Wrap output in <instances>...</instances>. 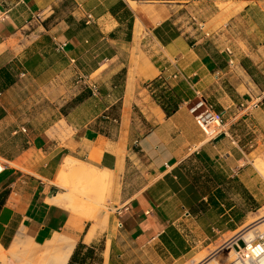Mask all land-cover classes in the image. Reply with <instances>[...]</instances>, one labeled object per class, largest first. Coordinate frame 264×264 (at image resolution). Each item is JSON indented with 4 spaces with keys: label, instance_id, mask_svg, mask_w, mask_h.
Returning a JSON list of instances; mask_svg holds the SVG:
<instances>
[{
    "label": "crops",
    "instance_id": "0c3cea01",
    "mask_svg": "<svg viewBox=\"0 0 264 264\" xmlns=\"http://www.w3.org/2000/svg\"><path fill=\"white\" fill-rule=\"evenodd\" d=\"M32 87L54 119L30 120ZM200 97L225 122L217 142L189 113ZM236 123L264 134V0H0L4 249L101 242V264L235 252L264 208V141L244 152ZM66 159L105 171L107 212L52 202Z\"/></svg>",
    "mask_w": 264,
    "mask_h": 264
},
{
    "label": "rangeland",
    "instance_id": "374dc122",
    "mask_svg": "<svg viewBox=\"0 0 264 264\" xmlns=\"http://www.w3.org/2000/svg\"><path fill=\"white\" fill-rule=\"evenodd\" d=\"M24 91H25L24 93L25 97L27 96L28 92L30 94H33L31 97H26L28 101L27 102V108H28L27 114L31 121H34L36 123L43 118L47 121L48 119H54L55 108H58L59 105H51V104H47L46 102H42L41 97H39V95L35 93L36 88L34 87L29 88L28 92L26 90ZM22 92L23 90L20 89V93ZM68 105H69V102L65 105V107ZM254 130L255 129L252 128V124L250 125V123H236L232 129L233 136L238 138L239 145L243 147L242 149L244 152H246L249 149L250 144H251L250 142L253 140L251 138L255 137V141L257 142L264 141V134L262 133V131L259 130L255 132ZM229 131L231 132L230 128H229ZM7 149H8V145H5V144L0 145V150H4L5 152ZM91 158L93 159L92 154H91ZM260 160L261 159L256 158L254 163H257ZM73 164L75 167H79V164H81L83 165L84 168H86L87 170H90V168L86 165V162L84 160L73 163ZM260 172L262 176L264 177V168ZM101 175L102 177L105 178L104 180L87 183L85 185L86 188L84 190H81L80 189L81 183H79V181L76 178H74L72 174L67 172L63 180H58V178H56V180L54 181V184H52V191L59 193V194L61 193L62 195H60L59 197L62 198L67 203V207L73 213L81 215L83 218H87L89 214H87V211L85 210L79 211L81 207L72 208L71 202L73 200L78 202L82 206L84 205L85 207L89 206L93 210L91 211L94 214H97L98 212H107L108 205H110L109 202H107L108 189L110 187V183H109V179L106 177V173H101ZM133 180L134 179L132 177L131 182ZM256 223H258V221H256L254 224ZM257 234L258 233H256L255 236ZM238 246L239 247L243 246V242L239 239H238ZM48 253H49V250H46L43 247L34 246L31 243L27 241H23V240L17 241L10 248L5 249L4 251V254L7 256L8 264H45V263L49 264L50 263L49 259L48 261L46 259L49 257V256L47 257L46 255ZM214 254L211 255L207 259V261L208 260L210 261L211 260L210 258H212ZM234 260H235V252L233 250L230 255L229 260L227 261L232 262ZM0 264H4V263L0 262ZM94 264H97V262L95 261Z\"/></svg>",
    "mask_w": 264,
    "mask_h": 264
},
{
    "label": "bare ground",
    "instance_id": "6f19581e",
    "mask_svg": "<svg viewBox=\"0 0 264 264\" xmlns=\"http://www.w3.org/2000/svg\"><path fill=\"white\" fill-rule=\"evenodd\" d=\"M92 156H93V158L96 157L94 155H92ZM76 162L77 161H75V160L66 159L64 161V163L62 164L60 171H58L59 172L57 175L58 180H63L65 177V174L68 172V173L72 174L74 176V178H76L79 181V183H81L80 189L84 190L86 188L85 185L87 183L102 181L105 179L101 175L103 170H101L102 171L101 173L92 169V168H90V170H87L81 164H79V167H75L73 163H76ZM1 169L2 168L0 167V171H1ZM103 173H105V171ZM49 199H51V198H49ZM63 201L64 200L60 197H57V198L52 200V202L58 203V205L63 203ZM71 207L72 208L73 207L74 208L75 207H81V209L79 211H84V210L87 211V214H89V215L87 216L86 219H94L95 218V214L92 212L93 210L89 206H87V207H85V205L82 206L78 202L73 200L71 202ZM259 214H260V217H258L256 220H254V221L248 220L249 222H247V225L244 228H241L242 230L239 228L240 231L238 233H237V231L239 229H237L235 231L238 235V238L241 241L248 242L254 238L256 233H258V234L264 233V208L259 212ZM256 221H258V223L254 224ZM102 222H103V220H102ZM104 222H103V226H105V224H106V223L104 224ZM94 230H95V227L90 228L88 236L86 238V241H89L91 239V237L93 236ZM52 239H53V237H52ZM59 244L60 245H57V244L56 245L55 244L49 245L48 244L47 246H43V247H45L46 250H49V253L46 254L47 257L49 256L48 258H46L47 261L49 259V262H50L49 264H66L67 263V261L70 257V253H71V246L70 245L64 246L65 244L62 245V243H60V242H59ZM4 251H5V249L0 245V262H3L4 264H8L7 256L4 254ZM46 253H47V251H46ZM231 253H232V250L228 246L225 248H222L218 253L214 254V256L212 258H210L211 259L210 261L208 260L209 262L207 261L208 262L207 264H241L239 261H236V260H234L232 262L227 261V260H229ZM45 262H46V260H45ZM200 264H202V263H200ZM203 264H206V263H203Z\"/></svg>",
    "mask_w": 264,
    "mask_h": 264
},
{
    "label": "built area",
    "instance_id": "2783aa9c",
    "mask_svg": "<svg viewBox=\"0 0 264 264\" xmlns=\"http://www.w3.org/2000/svg\"><path fill=\"white\" fill-rule=\"evenodd\" d=\"M192 22L195 24L197 30L203 32L204 23L197 22L195 19H192ZM204 36L207 37L208 35L204 33ZM63 47L64 45L61 44L58 46V49L62 50ZM227 52L229 53V51ZM92 93L96 95L97 90L93 88ZM189 113L192 115L196 125L209 140H213L219 135L226 133L225 122L222 116L214 112L203 97H200L190 106ZM238 239L237 237L235 240L238 241ZM242 242V247L236 245L235 260L241 264H264V233L257 234L248 242Z\"/></svg>",
    "mask_w": 264,
    "mask_h": 264
},
{
    "label": "trees",
    "instance_id": "16d2710c",
    "mask_svg": "<svg viewBox=\"0 0 264 264\" xmlns=\"http://www.w3.org/2000/svg\"><path fill=\"white\" fill-rule=\"evenodd\" d=\"M159 102L162 105V107H164L163 102L161 101ZM164 110L167 115L170 114V112L165 107ZM101 251H102L101 242L90 246H86L81 242H79L75 246L67 264H94L95 261L97 262V264H101V256H100Z\"/></svg>",
    "mask_w": 264,
    "mask_h": 264
},
{
    "label": "water",
    "instance_id": "95a60500",
    "mask_svg": "<svg viewBox=\"0 0 264 264\" xmlns=\"http://www.w3.org/2000/svg\"><path fill=\"white\" fill-rule=\"evenodd\" d=\"M223 137H224L223 134L219 135L218 137H216V138L214 139V142H217V141L221 140ZM237 237H238V235L235 236L234 239H236Z\"/></svg>",
    "mask_w": 264,
    "mask_h": 264
}]
</instances>
